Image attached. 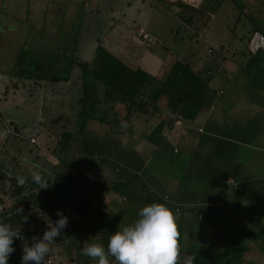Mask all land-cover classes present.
Masks as SVG:
<instances>
[{"label": "trees", "instance_id": "16d2710c", "mask_svg": "<svg viewBox=\"0 0 264 264\" xmlns=\"http://www.w3.org/2000/svg\"><path fill=\"white\" fill-rule=\"evenodd\" d=\"M223 2L224 0H202L197 7H194L186 2L176 1L173 12L183 25L198 31L208 26L212 16ZM255 32L259 31L253 29L251 34L254 35ZM201 36L204 35L201 34ZM26 51L30 53L31 58L42 53L29 49ZM49 51L46 49V54L49 56L42 61L43 67L34 59L27 62V69L23 68L25 62H21L17 66L18 71H15L17 74L12 75L11 84L6 86V89L8 91L17 90L19 87L24 88L26 83L32 82L29 88L25 87L30 98L35 95L36 87H40L42 82L69 81L74 62L69 60L67 69L66 67L60 68L58 74L53 73L54 67L64 66L67 60L61 58L60 55L52 56L48 53ZM211 52L212 50H209V53ZM80 68L82 70L80 80L82 94L75 98V108L73 109V105L69 109L65 106L64 111L62 108L61 113H66L56 115L55 119L50 121L47 135L41 130V137L43 135L47 137L45 142H42L43 146L37 148V145H33L37 149L45 147L49 152H46L44 157L36 154L33 160H35L34 163H41L40 160L50 156L56 155L57 157L56 150L59 147L61 151H64V155L70 151L69 146L73 145L74 154L83 155V160L74 162L73 166L76 164V168H82L83 164L92 160L89 172L105 163L107 171L101 177L91 176L89 180L91 185L87 188L81 181V176H86V172H82L80 176L66 173L67 170L63 168L69 165L58 156L59 160L55 163L47 159L49 163H52L51 169L45 172L38 169L41 175H44L41 176L42 185H36L31 177L23 174L16 175L8 169L3 160H0V221L10 224L22 237V239L14 238L12 246L15 251L10 254L8 264H20L21 250L24 245H30L32 237L39 238L55 223L58 218L57 210L62 211L68 217V222L61 236L49 246V253L59 259L58 264H65L63 260L67 261L66 264H96L95 258L82 255V249L93 241H99L106 247L108 237L122 228V225L118 221L120 220L118 214L107 210L109 201L105 198L103 200L102 196L97 197L94 191L95 180L107 189L111 187L105 185L108 181L114 184L111 189L117 185L130 186L133 181L138 180L139 182L141 177L132 168L136 169L137 162L141 161L140 157L145 155L131 144H129L131 146L129 149L127 137L129 131L136 132V123L141 120L146 130L149 131L145 135V140L156 150L151 155V161L163 166L165 174L172 173L170 172L172 169L183 172L182 177L188 178L193 185L205 181L217 182L219 185L217 190L212 189L218 191L215 198L219 200L218 202H222V199L225 202L227 198L224 197L225 188L222 190L221 186L225 187L231 177L227 171H220V168L223 169L224 166L204 162L202 168L196 169L195 172L187 168L190 164L186 155L199 152L203 139L199 140L198 137L205 134L211 120V113L207 117H202V114L210 112L216 101L213 78L208 70L199 69L192 62L179 58L170 66L164 78H158L140 69L132 70L102 50L98 52L92 64ZM199 119H202L205 125L197 124ZM178 122L180 125H177ZM62 123H64L62 133L57 134L51 129V124L61 125ZM67 124H74L73 132L67 131ZM40 126L48 128L42 123ZM90 126L92 130L89 129ZM177 132L180 133V137L176 136ZM80 137L82 142L79 141ZM67 140H70L69 145H67ZM51 143L55 147L53 151L49 148ZM120 145H122L121 148H119ZM216 149L219 157V152L224 148L217 146ZM99 154L103 155L105 160L99 162L97 157ZM166 155L170 158L165 159L163 156ZM169 159L172 163H169ZM208 160L212 159L207 157L205 161L208 162ZM231 161L229 164H233V160ZM165 164H167L166 169L170 171H165ZM52 168L53 171H51ZM55 168H59L58 173H54ZM123 173L127 175L124 176ZM20 176L24 177L23 184L17 183V177ZM141 185L147 188L145 183ZM129 186L123 189H128ZM230 186L235 185L231 183ZM242 190L243 194H247V189ZM153 191L152 188L146 190L148 194L154 193L155 195ZM192 191H194L193 194L189 196L185 194V197H181L186 205L177 211L180 215L186 208L196 205L200 200L202 202L211 200V197L204 193H198L195 189ZM236 196L231 197L232 200L227 202H236ZM122 200L123 203L128 202L125 198ZM256 205L262 206L261 202ZM198 220L203 221V219ZM257 230H245L241 234L236 232L233 240H230L227 234H217L209 238L203 250L198 249L197 244L192 246L187 242L182 245L181 241L180 243L177 241L176 264H245L246 255L252 246L257 248L256 245L260 244V253L264 255V244L262 243L264 242V224ZM183 232L180 228V237L183 236ZM108 260L109 264H117L112 257H108Z\"/></svg>", "mask_w": 264, "mask_h": 264}, {"label": "rangeland", "instance_id": "374dc122", "mask_svg": "<svg viewBox=\"0 0 264 264\" xmlns=\"http://www.w3.org/2000/svg\"><path fill=\"white\" fill-rule=\"evenodd\" d=\"M64 1L57 0V3L62 4V6L70 3H65ZM22 4L20 6L17 5L16 8H13L16 5H12V12L17 16V23L13 24V26L17 25V32L15 34L7 32L4 34L5 38L11 40L12 44L14 43V46L8 53L0 46V70L8 65L13 69L14 62L12 60L16 54H19L17 59L20 58L22 62H25L23 68L26 67L30 59L37 60L41 67H43L42 61H44L46 56H49L46 52L31 58L30 53L25 50L32 44L34 45L33 48H35L37 43L44 44L50 50L48 52L50 55H60L61 58L69 61L71 55L63 47L64 41L56 40L57 34L58 36L62 34V26H60L58 33L53 32L52 27L54 25L52 24L56 25L57 23H51V19L46 21L48 19L44 16L47 11L50 12L51 5H48V0H22ZM194 4L196 5L197 3ZM67 8L69 11H64L63 13L65 17L72 10V6ZM26 21L29 24L27 28L25 27ZM178 29L182 39L180 42L170 44V52L167 54L169 56L171 54L173 56L178 55L180 58L192 62L197 68L208 70L213 78V87L216 94V101L210 112L202 114V117H207L211 113V120L205 134L198 137L199 140L203 139V143H201L199 152L193 155H186L190 164L187 168L190 171L193 169L195 172L196 169L202 168L201 166H203L204 162L224 166L223 169L220 168V171H227L236 184L238 186L242 185V187H231L227 183L225 187L222 185V190L225 188L224 191H226L224 197L227 198L225 202L222 199V202L216 203L215 214L212 215L211 212H209L210 214L206 212L203 221H199L195 216H191L188 222H186L183 216L184 212L182 215L177 212L175 213V211L183 209L186 203L168 202L172 200V196L186 192V196H189L194 193L192 190L195 189L198 193L215 197L218 191H213L212 189L219 185H217V182L206 181L193 185V183L189 182L188 178L182 177L183 172L173 169L170 171L166 169L167 164H165V171L172 172L165 174L163 166L152 162L148 165L149 170H153L154 172L158 170V172L163 173L162 175L159 174L163 184H153L151 188L154 190L155 195H153L154 193L149 194V198H146V202L143 203L144 206L154 202L166 204L173 210L174 215L177 216L175 217L178 231L177 241L179 243L181 241L182 245L187 242L192 246L197 244L198 249L203 250L209 238H213L217 234H227L229 239L233 240L236 232L241 234L245 230H257L264 224V50H259L257 54H253L248 48L249 39L253 36L251 34L253 29H257L264 36V0H224L221 7L212 16L207 27L196 31L193 28L182 25ZM201 34L204 36L202 37ZM209 50H212V52L209 53ZM165 56L167 55L165 54ZM9 74L15 75L17 73L12 70ZM1 91L2 88L0 86ZM52 105L46 107V117H56V115L66 113H61V109L63 108L64 111L65 106H68L69 109L73 104L72 100H66L63 107L59 104L56 106ZM33 108L34 106L28 110ZM33 112L31 111V114ZM199 120L197 124L205 125L202 119ZM50 123L47 122L45 124L48 126L46 128L48 130L50 129ZM3 124L4 122L0 121V127ZM30 124L17 120L12 125H8L9 127L6 126L8 129L4 135L0 134V160L5 162L8 169L12 170L16 175L23 174L27 177H31L33 173L41 175L39 170L45 172L51 169L52 163L58 161V156H60L69 165L63 168L67 170V172H64L73 176H80L85 171L86 176H81V181L83 185L85 184V187H90L91 183L89 180L91 176L89 170L92 160L85 165L83 164L82 168H76V164L73 166L74 162H81L83 160V155L81 154H79L81 159H75L77 154L73 152V145L69 146L71 147L70 151L64 155V151H61L62 149L59 147L56 150L57 157L55 155L40 160L42 164L34 163L35 160L33 159H35L36 154L44 157L45 153L49 151L45 147L37 149L38 147L36 148L35 145L30 143L32 138H36L35 136H29L30 128L34 129ZM51 125V128L57 134L64 131V123L61 125ZM67 127V131L73 132L74 124H67ZM11 128L12 132L10 133L8 131ZM132 133L133 130L128 132L129 136L127 140H131L132 137L134 138ZM176 136L180 137V133L177 132ZM49 138L52 139L51 136ZM69 141L67 140V145L70 144ZM127 143L130 149V142ZM38 145L42 147L43 143L38 140ZM217 146L224 148L219 152V157L216 154ZM49 148L53 151L55 148L54 144L51 143ZM97 157L99 158V162L105 160L101 154L97 155ZM207 157L212 160L205 161ZM47 159L52 163H49ZM231 160H233V164H229L232 162ZM152 164L155 165L150 167ZM105 165L106 163L104 165L101 164L99 168L103 169ZM173 168L176 167L173 166ZM51 171H53V168ZM58 171L59 168L54 169V173H58ZM91 173L99 175L100 171L96 169L92 170ZM95 184L94 191L98 195L97 197L100 198L102 196L103 200L105 198L109 201L107 210L113 213L127 211L123 215L118 214L120 218L118 221L122 227L132 224L138 218L137 212L142 208L141 204L135 200V195L131 196L129 194V188L123 189L129 185H122L121 187L117 185L114 189H111L114 184L108 181L105 185L111 187L107 189L96 180ZM174 185L180 189L174 188ZM242 189H247V194H243L244 191ZM235 195H237L236 202H227L228 200H232L231 197ZM124 198L128 200L127 203H123L122 199ZM151 198H155V201ZM125 200L124 202H126ZM258 202H261L262 206L256 205ZM104 203L106 204V202ZM200 203L196 204L198 207L196 209L204 211V206L207 207L208 202ZM124 205H129L128 210ZM180 228L184 231L182 237L179 236ZM262 243L264 244V242ZM256 246L257 248L252 246L249 252L254 255V260H251L250 263L264 264V255L260 253V244ZM48 257L51 258L53 263L58 264L59 259L55 258L52 253H49ZM63 262L67 263L64 260Z\"/></svg>", "mask_w": 264, "mask_h": 264}, {"label": "crops", "instance_id": "0c3cea01", "mask_svg": "<svg viewBox=\"0 0 264 264\" xmlns=\"http://www.w3.org/2000/svg\"><path fill=\"white\" fill-rule=\"evenodd\" d=\"M176 1L186 2V0H65V3H70L66 6H62V4L57 3V0H54L53 3L56 7L52 5L50 11H52L51 15L55 16V18L57 17L56 19L52 18V23L57 24H52L54 25L52 29L53 32L58 33L60 26L63 28L61 36L57 34L56 40L64 41L63 47L71 55L70 62H74L71 79L66 82L58 83L42 82L40 83V87H36L34 92L35 95L30 98L27 95L28 91H26L27 89H25V87L29 88L32 82L26 83L24 88L19 87L17 90L8 91L6 86H9L11 84L10 81L13 79L12 75L9 73H11L12 70L18 71L17 66L22 62L20 58L17 59L19 54H16L12 60L14 62V68L12 69V67L8 65L0 70V86L2 88L0 92V121L4 122L3 126L0 127V134L4 135L5 131L8 129L6 126H10L14 121L20 120L22 122H28L29 124L33 123L30 125L34 129L30 128V132L28 131L30 133L29 136H35L41 143L45 142L47 137L45 135L41 137L42 135H39V133L42 130L47 135V129H45L46 127L41 128L40 123L45 125L47 122L55 119V116L46 117V107H49L51 104H53L52 106L58 104L62 106L66 100H72L73 109L75 108L74 100L77 96L82 94V84L80 81L82 70L80 67L92 64L100 50L115 57L132 70L140 69L152 76L164 78L170 66L180 58L178 55L173 56L171 54V56H169L167 54L170 52V44L180 42L182 39L178 28L183 24L173 12L175 10L174 3ZM8 4L9 8L11 7L12 9L13 4L16 5L13 6V8H16L17 5L20 6L22 3L21 0H8ZM70 6H72V10L69 12L68 16L65 17L63 13L64 11H69L67 7ZM197 6L195 5L194 7ZM13 15L16 16L14 12ZM44 16L47 17V13ZM137 28H144L145 31L155 39V43L150 45L141 40L136 34ZM7 30L14 31L17 30V28L10 27L9 29L7 27L6 31ZM0 46L8 53V51L13 48L14 43L12 44L11 40L3 37L0 39ZM33 47L34 45L32 44L27 49L40 51L42 53L46 52L47 49L44 44L38 43L35 48ZM165 54L167 56H165ZM68 63L69 61H66L64 66L54 67L53 73L58 74L60 68L66 67L67 69V67H69L67 65ZM33 106V109L28 110ZM31 111L34 112L31 114ZM136 124V132L132 133V135L134 134L133 140L136 141H129V139L128 141L132 146L137 148V150L144 152L145 156L142 158L140 157L141 161L137 162L136 169L135 167L132 168L134 172L140 175L141 179H139V182L138 180L136 182L133 181L129 186V194L131 196L135 195V200L143 207V202H146L145 199L149 198V194L146 190H149L153 184H163L161 176L159 175L163 173L158 172V170H155V172L149 170L148 165L152 162L151 155L155 153L156 150L145 140V135L149 133V131L146 130L143 121L141 120ZM89 129L92 130V127L90 126ZM8 132L11 133L12 128L9 129ZM36 132L37 134H35ZM79 141H83L81 137ZM121 147L122 145L119 146V148ZM163 157L165 159H167V157L170 158L169 155ZM75 158L81 159L79 154H77ZM170 162L172 163L171 159H169V163ZM169 163L167 162V164ZM152 166L154 165L150 167ZM96 169H99V175H95L90 171V176H104L103 174L107 171L106 167L103 169L98 167L91 170ZM123 175L125 176L127 174L123 173ZM120 177L121 176H119V178ZM144 183L147 185V188L145 185H141ZM226 183L228 185L234 183V187H239L232 178H229ZM174 188L178 187L174 185ZM214 189L217 190V187ZM185 194L186 193L173 195L172 200L183 202L181 197H185ZM214 198L215 197H211L210 201L207 200L208 206H204V211L196 209L198 208L197 205H190L189 208H186L183 211L185 220H187L186 222H188L191 216H195L197 219H204L206 212H211V214L214 215L216 211L215 202L219 201ZM151 199L155 201V198ZM158 199L160 200V198ZM200 202H202V200L197 204H201ZM124 207L128 210L129 206L124 205ZM126 212L127 211L117 214L123 215ZM176 212L177 211H175V213ZM251 260H254V255L248 253L246 255L245 264H251Z\"/></svg>", "mask_w": 264, "mask_h": 264}, {"label": "clouds", "instance_id": "9594fccd", "mask_svg": "<svg viewBox=\"0 0 264 264\" xmlns=\"http://www.w3.org/2000/svg\"><path fill=\"white\" fill-rule=\"evenodd\" d=\"M31 180L42 185L38 173H33ZM17 183L23 184L24 177H17ZM57 217L39 238L32 237V243L24 245L20 264H44L49 246L67 227L68 217L62 211L57 210ZM137 217L132 224L114 231L106 247L93 241L82 249V255L95 258L96 264H109L108 257L114 258L117 264H176L178 231L172 209L154 202L140 208ZM14 238L22 239L10 224L0 221V264H8L10 254L15 251Z\"/></svg>", "mask_w": 264, "mask_h": 264}, {"label": "built area", "instance_id": "2783aa9c", "mask_svg": "<svg viewBox=\"0 0 264 264\" xmlns=\"http://www.w3.org/2000/svg\"><path fill=\"white\" fill-rule=\"evenodd\" d=\"M186 2L188 4H190V5L195 6V4H194L195 2H190L189 0H186ZM199 3L200 2H198L196 4V6ZM136 34L141 40L145 41L146 43H148L150 45L155 43V39L151 35H149L145 31L144 28H137L136 29ZM248 48L253 54L257 53L259 50H264V36L262 34H260L259 32H255L254 35L251 37V39L249 41V47ZM177 125H180V123L178 122ZM30 142L32 144L37 145V147H39V148L41 147V146L38 145V139L37 138H32L30 140ZM46 263L47 264H51L52 263V260H51L50 257L47 258Z\"/></svg>", "mask_w": 264, "mask_h": 264}, {"label": "flooded vegetation", "instance_id": "af4514ba", "mask_svg": "<svg viewBox=\"0 0 264 264\" xmlns=\"http://www.w3.org/2000/svg\"><path fill=\"white\" fill-rule=\"evenodd\" d=\"M38 1V0H36ZM54 0H48V5H53V7L56 5H54ZM21 3H22V0H21ZM24 5V4H22ZM25 9H26V6H25ZM17 16H14L13 15V12H12V9L11 7L9 8V4H8V0H0V39H2L4 37V34L8 31H6L7 27L10 29V27H16L17 25L13 26L14 23H17L16 18ZM48 20L46 21H49V19H51V23H52V18H54L53 15H51V11L48 12L47 11V17H46ZM27 20V19H26ZM28 21L25 22V27L27 28V25H29L27 23ZM6 27V29H5ZM10 34H15L17 31L14 30V31H8L7 33ZM26 37V36H25Z\"/></svg>", "mask_w": 264, "mask_h": 264}, {"label": "bare ground", "instance_id": "6f19581e", "mask_svg": "<svg viewBox=\"0 0 264 264\" xmlns=\"http://www.w3.org/2000/svg\"><path fill=\"white\" fill-rule=\"evenodd\" d=\"M190 2L195 1V3L200 2V0H189Z\"/></svg>", "mask_w": 264, "mask_h": 264}]
</instances>
